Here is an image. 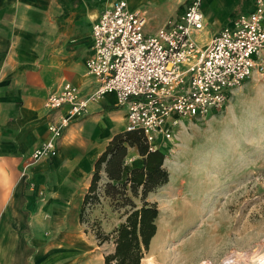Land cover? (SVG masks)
<instances>
[{"label":"crops","instance_id":"0c3cea01","mask_svg":"<svg viewBox=\"0 0 264 264\" xmlns=\"http://www.w3.org/2000/svg\"><path fill=\"white\" fill-rule=\"evenodd\" d=\"M108 2L0 0V264H89L83 256L61 257L57 231L62 210L36 208L37 200H63L70 186L89 176L111 137L110 127L117 125L115 133L125 130L126 105L118 104L114 93H106L65 128L51 158L32 161L31 152L47 138L48 123L64 112L45 108L46 96L65 82L81 94L96 86L85 61L93 53L92 25ZM237 3L203 0V42L253 7V0L239 10ZM107 96L109 101L104 100ZM104 107L112 113H103ZM142 164L137 149L129 147L123 176ZM40 176L46 181H37ZM48 225L58 240L44 245Z\"/></svg>","mask_w":264,"mask_h":264},{"label":"rangeland","instance_id":"374dc122","mask_svg":"<svg viewBox=\"0 0 264 264\" xmlns=\"http://www.w3.org/2000/svg\"><path fill=\"white\" fill-rule=\"evenodd\" d=\"M188 1L127 0L131 9L144 11L147 34L174 19ZM249 1L238 0V10ZM204 37L202 31L196 40ZM104 108L103 113H112L110 107ZM178 121L169 139H159L168 181L147 195L159 212L156 233L140 264H264V74H254L235 88L222 108ZM117 129L110 127L111 137ZM92 172L70 186L63 200L40 199L36 208L62 210L57 232L63 259L77 255L89 264H104V255L114 244L100 243L95 232L100 228L110 233L124 219L127 207H114L103 195L107 178L102 171L99 202L87 206L80 221ZM37 179L46 181L45 176ZM133 200L140 204L139 197ZM53 234L48 225L44 245L58 240Z\"/></svg>","mask_w":264,"mask_h":264},{"label":"built area","instance_id":"2783aa9c","mask_svg":"<svg viewBox=\"0 0 264 264\" xmlns=\"http://www.w3.org/2000/svg\"><path fill=\"white\" fill-rule=\"evenodd\" d=\"M146 18L127 0H109L92 25V55L85 61L96 86L87 94L65 82L43 105L64 110L47 125V138L33 148L31 160L51 158L65 128L87 112L90 102L114 93L126 105L125 130L142 132L149 149L169 139L179 117H205L222 108L233 90L254 74H264V0L239 12L205 42L203 0H189L184 10L154 33Z\"/></svg>","mask_w":264,"mask_h":264},{"label":"trees","instance_id":"16d2710c","mask_svg":"<svg viewBox=\"0 0 264 264\" xmlns=\"http://www.w3.org/2000/svg\"><path fill=\"white\" fill-rule=\"evenodd\" d=\"M129 147H135L142 156V166L130 168L123 176L124 160ZM164 152L159 148L149 149L142 132L124 130L115 133L94 162L87 191L84 193L79 220L87 206L99 202V182L103 171L107 180L102 193L111 200L114 207L126 208L124 219L110 233L95 232L100 243L112 241L114 249L104 255V264H140L148 251L151 239L156 233L158 206L147 199L149 192L168 181V171L163 166ZM133 197L140 198L137 204Z\"/></svg>","mask_w":264,"mask_h":264},{"label":"bare ground","instance_id":"6f19581e","mask_svg":"<svg viewBox=\"0 0 264 264\" xmlns=\"http://www.w3.org/2000/svg\"><path fill=\"white\" fill-rule=\"evenodd\" d=\"M177 123H178V121H177Z\"/></svg>","mask_w":264,"mask_h":264}]
</instances>
